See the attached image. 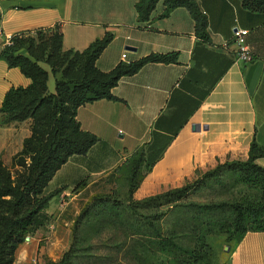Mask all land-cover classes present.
<instances>
[{
  "label": "crops",
  "instance_id": "0c3cea01",
  "mask_svg": "<svg viewBox=\"0 0 264 264\" xmlns=\"http://www.w3.org/2000/svg\"><path fill=\"white\" fill-rule=\"evenodd\" d=\"M137 2H0V52L13 36L59 27L65 51L83 52L107 34L113 35L96 64L105 73L152 54L178 55L176 64H149L121 79L113 89L120 101L100 100L78 110L82 130L100 142L87 155L72 157L50 183L48 193L62 191L46 211L53 219L68 215L69 206L78 215L80 203L108 189L116 170L128 167L137 152L151 168L149 177L163 182L227 161L247 160L253 141L264 146V14L246 9L243 0H196L208 23L205 41L186 8L162 18L165 6L160 2L151 21L140 23ZM238 30L249 31L244 41L255 58L250 64L236 59ZM31 83L20 69L0 61V110L12 88H28ZM5 121L0 112V160L10 165L31 137L32 121ZM257 164L264 168V158ZM60 205L63 209L56 210ZM70 221L55 219L50 225L59 231L63 225L69 228L74 222ZM58 231L52 239L59 242ZM259 241L264 264V233H248L226 264H237L249 243L258 255ZM37 253L35 242L22 245L16 264H35Z\"/></svg>",
  "mask_w": 264,
  "mask_h": 264
},
{
  "label": "trees",
  "instance_id": "16d2710c",
  "mask_svg": "<svg viewBox=\"0 0 264 264\" xmlns=\"http://www.w3.org/2000/svg\"><path fill=\"white\" fill-rule=\"evenodd\" d=\"M160 2L165 6L162 18L178 8H186L195 21L198 36L209 40L207 19L196 0H138V21L150 22ZM243 6L264 14V0H243ZM113 38L107 34L83 52L65 51L63 34L56 27L39 30L34 35L13 36L11 44L0 52V61H5L10 68L20 69L32 81L28 88H12L0 110L6 115V123L32 121V135L14 159V166L20 171L13 174L0 161V264H14L17 249L50 222L46 211L54 197L62 192H47L57 172L72 157L87 155L100 142L97 136L82 130L77 120L78 110L100 100L120 101L113 95V89L121 79L134 76L146 65L178 63L175 53L152 54L134 63H121L109 73L102 72L96 64ZM23 51L26 54H22ZM41 64H46L55 78L53 94L48 90L50 75ZM262 158L264 146L253 141L247 160L219 164L180 189L149 200L153 204L164 201L172 211L183 216L181 223L167 229L144 220L140 234L145 236L151 232L155 242H151L150 248L165 257L158 264H204L213 253L208 244L210 236H225L229 243L236 242L237 246L248 233H264V168L257 164ZM132 165L130 191L133 194L139 188L142 168L145 167L147 173L151 168L145 166L140 152L135 154ZM209 186H219L231 197L210 204L187 202L192 192ZM116 203H111L108 197H96L75 222L72 247L59 262L47 264H77L84 227L111 211H120ZM132 205L138 209L142 203ZM227 212L230 215L227 218L216 216ZM189 238L193 239L191 244H187ZM144 253L148 254L149 250Z\"/></svg>",
  "mask_w": 264,
  "mask_h": 264
},
{
  "label": "rangeland",
  "instance_id": "374dc122",
  "mask_svg": "<svg viewBox=\"0 0 264 264\" xmlns=\"http://www.w3.org/2000/svg\"><path fill=\"white\" fill-rule=\"evenodd\" d=\"M41 67L50 71V68L46 64H41ZM49 91L51 94L55 92V79L53 75H50ZM14 159L10 165H6L2 160L0 161L13 174H16L20 171V168L14 166ZM132 166V160H130L128 167L116 170L109 188L91 197L87 203L81 202L79 206L80 213L78 215L75 214L76 210H72L69 206L68 215L56 216L55 219L58 221L62 219L74 221L73 223L70 221L69 228L64 225V229H60L59 231L56 230V227L51 228L50 223H53L55 219H53L54 216L49 215L51 219L46 227L22 244L26 245L35 242L38 248L35 264L59 262L62 259L63 255L69 251L74 243L73 231L77 218L86 207L93 203L96 197H108L111 203L112 201H117L116 205L120 207V211H111L103 218L101 217V220L84 227L80 234L82 245L77 264H158L164 261L165 257L161 253L153 247L150 248L151 242H155L151 238L153 234L148 232L145 236L141 235V226L144 225V220L148 219L146 222H153L154 226L167 229L181 223L183 216L178 211H172L171 207L163 203L164 201L159 204H153L149 200L164 195L170 190L180 189L215 167L192 171L183 177H172L168 181L163 182L153 181L144 167L141 170L142 175L138 178L139 188L132 194L130 191V171ZM230 197L231 194L222 191L221 187L209 186L192 192L187 197V202L210 204L221 202ZM65 202L66 200H62L63 205ZM134 202L142 203V206L134 209L132 207ZM62 206H56V210L63 209ZM144 206L146 207L143 208ZM117 212H119L120 217L117 216ZM216 216L218 218H227L230 215L227 212L219 213ZM56 231H58L57 237L62 241L58 242L56 239H52ZM192 240L189 238L187 244H191ZM208 244L211 246L213 253L210 260H206L204 264H226L227 258L235 250L237 243H229L225 236L213 235L208 238ZM257 244L256 248L259 249V245H263V242L259 241ZM19 248L16 251L14 264H16ZM245 248L248 250L241 257H238L237 264H263L260 250L258 251V255L255 256L250 243L245 245ZM146 249L149 250L148 254L144 253Z\"/></svg>",
  "mask_w": 264,
  "mask_h": 264
},
{
  "label": "built area",
  "instance_id": "2783aa9c",
  "mask_svg": "<svg viewBox=\"0 0 264 264\" xmlns=\"http://www.w3.org/2000/svg\"><path fill=\"white\" fill-rule=\"evenodd\" d=\"M1 2V0H0ZM249 31L247 30H238L235 33L234 41L237 46L236 50V59L243 64H250L254 61V55L250 48L245 44L244 38L247 36ZM12 38L8 40L9 45L11 44ZM123 58H126V55H123Z\"/></svg>",
  "mask_w": 264,
  "mask_h": 264
},
{
  "label": "bare ground",
  "instance_id": "6f19581e",
  "mask_svg": "<svg viewBox=\"0 0 264 264\" xmlns=\"http://www.w3.org/2000/svg\"><path fill=\"white\" fill-rule=\"evenodd\" d=\"M261 245V244H260ZM260 245H259V249L258 250H260Z\"/></svg>",
  "mask_w": 264,
  "mask_h": 264
},
{
  "label": "water",
  "instance_id": "95a60500",
  "mask_svg": "<svg viewBox=\"0 0 264 264\" xmlns=\"http://www.w3.org/2000/svg\"><path fill=\"white\" fill-rule=\"evenodd\" d=\"M228 249V248H227ZM229 250V249H228Z\"/></svg>",
  "mask_w": 264,
  "mask_h": 264
}]
</instances>
